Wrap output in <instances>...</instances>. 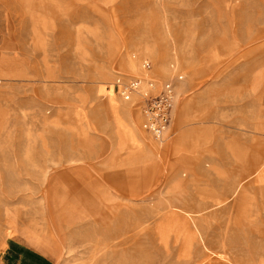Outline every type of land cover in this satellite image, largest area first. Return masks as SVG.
I'll return each instance as SVG.
<instances>
[{
    "label": "rangeland",
    "instance_id": "1",
    "mask_svg": "<svg viewBox=\"0 0 264 264\" xmlns=\"http://www.w3.org/2000/svg\"><path fill=\"white\" fill-rule=\"evenodd\" d=\"M172 63L159 142L114 84ZM115 124L156 162L116 154ZM11 238L54 264H264V0H0V255Z\"/></svg>",
    "mask_w": 264,
    "mask_h": 264
},
{
    "label": "built area",
    "instance_id": "2",
    "mask_svg": "<svg viewBox=\"0 0 264 264\" xmlns=\"http://www.w3.org/2000/svg\"><path fill=\"white\" fill-rule=\"evenodd\" d=\"M152 68L150 61H144L145 72L151 71ZM171 69L173 74L165 81L153 77L133 76L127 79L119 76L116 80L119 86L118 93L124 100H131L134 95L141 97L142 127L159 142L166 141L171 135L175 106L179 97V84L185 77L175 63L171 64ZM145 85L146 89L143 87Z\"/></svg>",
    "mask_w": 264,
    "mask_h": 264
},
{
    "label": "crops",
    "instance_id": "3",
    "mask_svg": "<svg viewBox=\"0 0 264 264\" xmlns=\"http://www.w3.org/2000/svg\"><path fill=\"white\" fill-rule=\"evenodd\" d=\"M172 70V69H171ZM173 74V72H172ZM114 89L118 93L119 86L115 83ZM119 97V96H118ZM122 98V97H121ZM179 98V97H178ZM179 100V99H178ZM176 102L173 123L175 120V114L178 108V101ZM133 111H131V121H133ZM142 116V114H141ZM143 121V120H142ZM173 123L171 127V132L173 128ZM143 128V127H142ZM114 135L117 140V145L115 148L116 154H124L127 159L131 161H145L151 160L155 161V157L157 156V146H152L149 142L147 135L143 134L140 128H130L132 131H127L121 127V131L123 134V145L122 148L119 146V129L117 124L113 126ZM127 132H126V131ZM144 130V129H143ZM145 131V130H144ZM146 132V131H145ZM148 133V132H146ZM145 140V141H144ZM167 226V223L165 227ZM163 229V225H162ZM161 229V230H162ZM249 255H245V257L252 255V251H247ZM247 253V254H248ZM237 258H239L237 256ZM241 258V257H240ZM240 264H249L246 261L237 260V263ZM0 264H54L51 257L38 250L37 248L32 247L18 239L11 238L10 241L7 242L6 247L2 251L0 255ZM252 264V263H250Z\"/></svg>",
    "mask_w": 264,
    "mask_h": 264
},
{
    "label": "bare ground",
    "instance_id": "4",
    "mask_svg": "<svg viewBox=\"0 0 264 264\" xmlns=\"http://www.w3.org/2000/svg\"><path fill=\"white\" fill-rule=\"evenodd\" d=\"M145 141V140H144Z\"/></svg>",
    "mask_w": 264,
    "mask_h": 264
}]
</instances>
